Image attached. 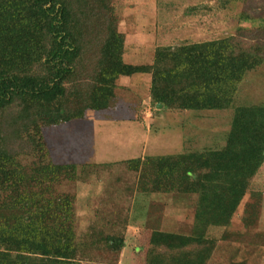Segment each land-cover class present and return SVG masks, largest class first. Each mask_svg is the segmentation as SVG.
<instances>
[{
  "label": "trees",
  "instance_id": "obj_1",
  "mask_svg": "<svg viewBox=\"0 0 264 264\" xmlns=\"http://www.w3.org/2000/svg\"><path fill=\"white\" fill-rule=\"evenodd\" d=\"M116 8L114 0H0V264H80L76 196L61 191L78 180L79 164L54 163L43 129L110 110L122 77L150 75L156 108L234 112L217 149L125 161L139 192L196 196L189 236L158 233L157 264L211 257L210 229L230 224L264 164V105L234 106L239 85L264 61V48L239 41L255 31L159 46L150 63L131 65ZM103 238L121 253L124 237ZM166 238L176 248L161 252Z\"/></svg>",
  "mask_w": 264,
  "mask_h": 264
},
{
  "label": "rangeland",
  "instance_id": "obj_2",
  "mask_svg": "<svg viewBox=\"0 0 264 264\" xmlns=\"http://www.w3.org/2000/svg\"><path fill=\"white\" fill-rule=\"evenodd\" d=\"M114 2L119 30L126 36V64L150 63L159 46L240 38L239 32L250 29L255 32L239 41L247 47L264 48V29L258 31L264 27V17L256 22L241 19L244 13L264 15V0ZM150 82L148 74L122 77L110 110L89 111L84 120L43 129L54 163L79 164L78 180L64 183L61 191L76 196L80 264H157L159 232L189 236L192 231L196 196L139 192L138 174L125 161L177 155L187 149H217L224 144L220 142L230 129L234 112L156 108L146 94ZM234 103L235 107L264 105V61L239 85ZM83 166L86 168L81 170ZM106 235L124 237L119 255L107 248ZM208 238L217 242L212 256L196 254L183 264H264V164L230 224L211 228ZM96 239L98 245H91ZM168 242L178 241L166 238L161 252L176 248Z\"/></svg>",
  "mask_w": 264,
  "mask_h": 264
}]
</instances>
